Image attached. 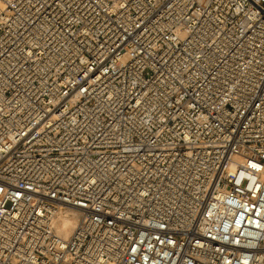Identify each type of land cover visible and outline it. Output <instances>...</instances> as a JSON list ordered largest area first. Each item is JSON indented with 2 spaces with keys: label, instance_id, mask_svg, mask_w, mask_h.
I'll list each match as a JSON object with an SVG mask.
<instances>
[{
  "label": "built area",
  "instance_id": "1",
  "mask_svg": "<svg viewBox=\"0 0 264 264\" xmlns=\"http://www.w3.org/2000/svg\"><path fill=\"white\" fill-rule=\"evenodd\" d=\"M0 264H264V0H0Z\"/></svg>",
  "mask_w": 264,
  "mask_h": 264
},
{
  "label": "bare ground",
  "instance_id": "2",
  "mask_svg": "<svg viewBox=\"0 0 264 264\" xmlns=\"http://www.w3.org/2000/svg\"><path fill=\"white\" fill-rule=\"evenodd\" d=\"M74 220H76V215H70L60 221L59 230L64 236L72 232L75 223Z\"/></svg>",
  "mask_w": 264,
  "mask_h": 264
},
{
  "label": "rangeland",
  "instance_id": "3",
  "mask_svg": "<svg viewBox=\"0 0 264 264\" xmlns=\"http://www.w3.org/2000/svg\"><path fill=\"white\" fill-rule=\"evenodd\" d=\"M74 222H75V220H74ZM75 224V223H74Z\"/></svg>",
  "mask_w": 264,
  "mask_h": 264
}]
</instances>
